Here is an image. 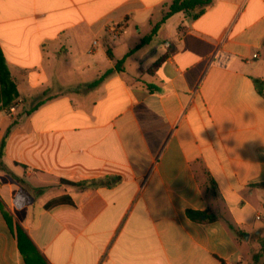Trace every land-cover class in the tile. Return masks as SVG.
<instances>
[{"label":"crops","instance_id":"obj_1","mask_svg":"<svg viewBox=\"0 0 264 264\" xmlns=\"http://www.w3.org/2000/svg\"><path fill=\"white\" fill-rule=\"evenodd\" d=\"M170 1L0 0L20 94L0 110V146L20 120L0 197L48 264H245L246 233H261L264 0L177 13L129 55ZM62 196L74 205L45 208ZM0 264H27L1 211Z\"/></svg>","mask_w":264,"mask_h":264},{"label":"trees","instance_id":"obj_2","mask_svg":"<svg viewBox=\"0 0 264 264\" xmlns=\"http://www.w3.org/2000/svg\"><path fill=\"white\" fill-rule=\"evenodd\" d=\"M213 4V0H171L169 3L165 4L163 7L165 8L164 14L162 17V20L153 28L152 33L145 37L141 43L136 47L138 49L142 45L149 43L154 35L158 33V30L160 29V26L164 24L170 17L173 15L183 12L187 14L188 16L197 18L205 13V11ZM135 49V50H136ZM135 50H132L131 53H133ZM100 80L95 82L94 84L90 85V87H96L99 85ZM257 84L259 87V90L264 92V80H257ZM19 91L17 88L16 82L12 79L10 71L8 69V66L6 64V60L4 57L3 52L0 50V110L6 107H9L10 105L14 104L17 99L19 98ZM44 102H40L37 106L34 107L33 110H36L38 107L43 105ZM31 113V112H29ZM20 123V120L16 119L13 120L11 125L9 126L0 146V170L9 172V169L7 165L4 162V156H5V149L7 145V139L12 132V130ZM10 173V172H9ZM23 186L19 190L17 197H16V204L18 207L25 206L31 202V195L30 192L25 184V182L22 180ZM113 182H116V179L114 178H108L104 184L107 183V185H111ZM67 183L69 185L77 186L81 189H87L91 186H95L98 184L96 181H84V182H63ZM64 205H74L73 200L68 196H62L55 199L50 200L46 205V209H53ZM0 211L3 213L7 224L9 225L10 229L14 231L18 237L19 242V248L21 253L23 254L25 261L27 264H48L45 256L41 251L37 248V246L33 243L25 229L21 226L19 222H15L14 215L11 213V211L8 209L6 204L3 202V200L0 197ZM189 216L200 219V216L203 214H207L206 212L200 213L195 211H188ZM208 215L209 220L215 219V217ZM229 228L237 234V236H242L243 232L237 229V227L228 222ZM260 251L256 252L254 255V261L259 263L262 261L264 256V237L260 238ZM261 260V261H260Z\"/></svg>","mask_w":264,"mask_h":264},{"label":"rangeland","instance_id":"obj_3","mask_svg":"<svg viewBox=\"0 0 264 264\" xmlns=\"http://www.w3.org/2000/svg\"><path fill=\"white\" fill-rule=\"evenodd\" d=\"M136 47L133 48V50H135ZM35 103L36 102H33L32 104H35ZM19 113L17 112L15 116H18ZM259 229L261 230L260 234L256 230H251L250 232L246 233V237L244 239L245 245L243 247V254H244V257L247 259V262L245 264H259L260 263V262L259 263L255 262L253 259H254L255 253L260 251V245H261L260 238L264 237V221L259 223Z\"/></svg>","mask_w":264,"mask_h":264},{"label":"built area","instance_id":"obj_4","mask_svg":"<svg viewBox=\"0 0 264 264\" xmlns=\"http://www.w3.org/2000/svg\"><path fill=\"white\" fill-rule=\"evenodd\" d=\"M256 56H257V55H255V57H256ZM18 107H19V104H15V105L11 106L10 109H9V114H10V115H13L14 113H16L17 110H18ZM258 218H260V217H258ZM221 264H233V263L222 262Z\"/></svg>","mask_w":264,"mask_h":264}]
</instances>
